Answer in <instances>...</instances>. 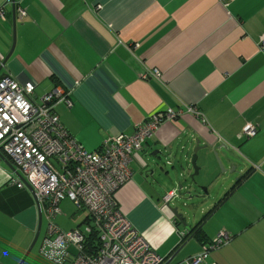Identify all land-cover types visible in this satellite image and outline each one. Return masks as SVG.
I'll list each match as a JSON object with an SVG mask.
<instances>
[{
  "label": "crops",
  "instance_id": "1",
  "mask_svg": "<svg viewBox=\"0 0 264 264\" xmlns=\"http://www.w3.org/2000/svg\"><path fill=\"white\" fill-rule=\"evenodd\" d=\"M0 8L7 19L0 22V66L14 47L1 74L35 83L37 101L57 88L69 93L72 106L61 103L55 112L86 150L131 135L154 113L180 114L133 156V179L115 195L151 248L181 264L225 232L230 242L203 264H264V0H15V44L13 5L0 0ZM249 125L257 134L247 139ZM198 139L202 147L228 146L240 174L223 175L201 150L199 178L191 179ZM13 173L0 159V264H20L38 229L36 199L12 182ZM179 185L184 193L209 191L205 205L190 212L192 233L162 201ZM56 219L62 231L76 228ZM44 228L43 221L24 264H51L39 255Z\"/></svg>",
  "mask_w": 264,
  "mask_h": 264
},
{
  "label": "built area",
  "instance_id": "2",
  "mask_svg": "<svg viewBox=\"0 0 264 264\" xmlns=\"http://www.w3.org/2000/svg\"><path fill=\"white\" fill-rule=\"evenodd\" d=\"M19 13L21 17L26 15L23 10ZM6 20L0 8V22ZM150 75L161 76L158 70ZM35 90L33 82L19 83L9 76L0 80V153L32 187L43 218L48 221L39 255L51 264H169V259L151 248L122 215L115 195L133 179V156L143 151L165 123L177 120L180 114L167 110L149 115L131 135L107 139L98 151L90 152L55 112L61 103L72 106L69 93L54 89L39 105L33 98ZM187 111L206 123L196 107H188ZM243 134L253 138L257 127L249 125ZM11 175L18 188L25 187ZM176 198L178 191L174 190L162 201L168 205ZM65 200L87 214L82 222L85 228L81 224L65 232L55 226L53 222L61 214L60 205ZM94 239L96 245L91 247L89 240ZM230 240L228 233H220L201 253L181 264H203L210 252Z\"/></svg>",
  "mask_w": 264,
  "mask_h": 264
},
{
  "label": "water",
  "instance_id": "3",
  "mask_svg": "<svg viewBox=\"0 0 264 264\" xmlns=\"http://www.w3.org/2000/svg\"><path fill=\"white\" fill-rule=\"evenodd\" d=\"M12 5H13V17H12V24H13V28H14V44H15V29H16V9H15V0H9ZM14 46V45H13ZM14 51V47L11 49L10 53L8 54V56L5 58V60L3 61L2 65L0 66V80L5 76L3 74H1V71L3 69V67L6 65V63L8 62V60L11 58L12 54ZM201 140L198 139L196 140V147L193 151V157L191 160L192 163V168L194 170L193 175H191V179H195L196 177L199 176L200 173V167L198 166V159H199V155L198 153L201 150H208V154L206 156V162L207 164H209V162L211 161V157H213L215 159V161L217 162L220 171L223 175H234V174H240L237 169V163H236V158L235 156H233L231 154V149L226 146L225 144L219 146V147H215L214 145H210V144H206L205 146H201ZM210 151V152H209ZM223 151V156H220L219 152ZM0 159L5 162L8 163V166L11 167L14 170L15 175L25 184V186L28 187V189L32 192L33 196L36 199L37 202V208H38V216H39V221H38V229H37V233L35 236V239L31 245V247L29 248V250L27 251V253L25 254L24 258L22 259L20 264H24V262L26 261V259L28 258L29 254L32 252V250L34 249L35 245L37 244V241L39 239L40 233H41V228H42V223H43V215H42V210H41V206L38 203L37 197L35 195L34 190L32 189V187L25 181V179L16 171V169L12 166V164L10 163V161L3 156L0 153ZM224 162H228V163H232L233 165L231 166V168L229 170H227L225 168V164ZM161 171H163V168L160 167ZM150 176H153L154 174V170H152L150 172ZM164 175H167V173H164ZM163 180V178H161L159 176V179H156L157 183H160ZM241 180V177L240 179ZM237 179V181H239ZM200 191L202 192V195H195L192 194V192L189 191H185V193L183 192L184 190H186V188L183 187V185H179V189L178 191V198H176L178 200V202H180L179 206H172L170 204L167 205L168 209L170 210V212L173 214L174 219L176 221V223L183 227L185 230H187L188 232H192V230L190 231V226L188 224V218L190 215V212L196 208L199 207H203L207 201V190H205V193H203L202 187H199ZM181 208H185L186 210L181 211ZM189 233V234H190Z\"/></svg>",
  "mask_w": 264,
  "mask_h": 264
},
{
  "label": "rangeland",
  "instance_id": "4",
  "mask_svg": "<svg viewBox=\"0 0 264 264\" xmlns=\"http://www.w3.org/2000/svg\"><path fill=\"white\" fill-rule=\"evenodd\" d=\"M33 98L36 99L35 95L33 96ZM36 103L39 104V105L42 104L41 100L40 101L36 100ZM197 178H199V177H196V179ZM206 189H207V187H202L203 193H205ZM213 192H215V190ZM207 194H209L208 190H207ZM178 203L179 202H177V206L180 205V203L179 204ZM60 206H61V209H62L61 211L63 213L61 212V214L58 217L59 218H63L64 220H66L67 224L69 223L70 227L71 226L77 227V226L81 225L83 220L85 219V217L87 215L85 212L78 211L77 208L73 205V203L71 201H69V200L63 201ZM183 209H184V211L186 210L185 208H181V211H183ZM72 217H75V218H72ZM43 221H44V227H45L44 228V233H45L46 232L45 229H48V226H47L48 225V221L45 220V219ZM54 222L57 223V219ZM60 228L65 229V227L62 226V225H61ZM82 228H85V225L82 224Z\"/></svg>",
  "mask_w": 264,
  "mask_h": 264
},
{
  "label": "trees",
  "instance_id": "5",
  "mask_svg": "<svg viewBox=\"0 0 264 264\" xmlns=\"http://www.w3.org/2000/svg\"><path fill=\"white\" fill-rule=\"evenodd\" d=\"M10 163H12L11 161H10ZM14 174V173H13ZM15 175V174H14ZM245 178V177H244ZM243 179V178H242ZM241 181V180H240ZM239 181V182H240ZM238 182V183H239ZM237 183V184H238ZM61 207V206H60ZM213 209L212 210H210V211H208L203 217H202V219H201V221H200V224H199V226L209 217V215L210 214H212L213 213ZM44 219V218H43ZM199 226L196 228V229H194L193 231L195 232L198 228H199ZM200 230V229H199ZM192 233V232H191ZM93 241H95V239L94 240H89V242H90V245H91V247L93 246V245H96ZM90 251V249L88 248V252Z\"/></svg>",
  "mask_w": 264,
  "mask_h": 264
}]
</instances>
